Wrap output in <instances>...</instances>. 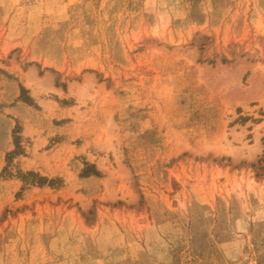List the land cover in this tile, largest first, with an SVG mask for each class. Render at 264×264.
<instances>
[{
	"label": "rangeland",
	"instance_id": "rangeland-1",
	"mask_svg": "<svg viewBox=\"0 0 264 264\" xmlns=\"http://www.w3.org/2000/svg\"><path fill=\"white\" fill-rule=\"evenodd\" d=\"M0 264H264V0H0Z\"/></svg>",
	"mask_w": 264,
	"mask_h": 264
}]
</instances>
